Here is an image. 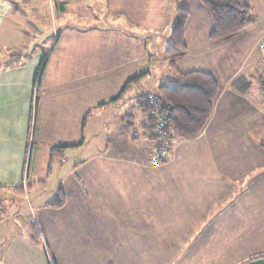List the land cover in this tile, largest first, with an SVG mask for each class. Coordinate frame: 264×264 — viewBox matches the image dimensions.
I'll return each mask as SVG.
<instances>
[{"label": "crops", "instance_id": "obj_1", "mask_svg": "<svg viewBox=\"0 0 264 264\" xmlns=\"http://www.w3.org/2000/svg\"><path fill=\"white\" fill-rule=\"evenodd\" d=\"M19 2L0 0V264H264V148L254 135L264 136V7L222 40L208 38L211 17L200 0L193 13L182 7L188 52L176 68L212 72L221 91L203 130L172 134L168 160L154 166L141 104L152 91L143 84L148 58L142 37L125 25L136 20L130 3L110 7L101 26L86 19V0H35L58 5V34L37 28ZM36 43L44 44L37 52ZM191 51L209 56L211 67L180 69ZM238 78L249 83L244 90L231 86ZM58 146L47 172L49 149ZM27 160L34 171L25 170ZM54 173L53 197L61 187L65 202L37 203L49 224L37 222L42 239L33 241L32 223L21 228L9 216L17 195L45 187Z\"/></svg>", "mask_w": 264, "mask_h": 264}, {"label": "rangeland", "instance_id": "obj_2", "mask_svg": "<svg viewBox=\"0 0 264 264\" xmlns=\"http://www.w3.org/2000/svg\"><path fill=\"white\" fill-rule=\"evenodd\" d=\"M15 1H20L19 2L21 4L20 7L22 9L27 10L29 12L28 15L34 20H36L37 28H42L43 30H48V31L55 29V31L59 34L60 28L58 27V25H60L59 19L61 18L62 15L58 10V5L56 6V5H48V4H43V5L37 4L40 1L41 3H43V0L40 1L36 0V2L38 1L37 3H35V0H15ZM246 1H248V3L252 4L253 6V11L251 10L252 17L258 18V16H261L260 11L264 7L263 0H246ZM108 3L110 4L108 5ZM127 3H130L128 9L131 11L132 8L131 13L135 15L133 17L136 20L135 22H133L131 19L128 18L125 22L126 28H130L129 30L132 31L133 36L142 37V41L144 42V46H145L143 47V49H146V56L148 58V60L146 61L149 72L146 73L145 75L146 77L143 79L144 80L143 84H146L148 91L152 90L146 94L148 96L149 94H153L154 90L156 91V88L159 86V84L168 81L166 77L170 76V73L172 75L171 70H169V67L167 66V61H166L167 56L165 53V47L171 41L170 30L176 19L177 10L179 8L185 7L189 9L191 13H193L195 12V9H198V7L196 6L198 0H86L87 11L90 12V14H88L86 19L90 20V22L92 21V23L101 24V26H103L104 24L109 22L107 21V19L110 18V15L107 10L110 9V7H114V5L118 6L120 4L123 7H125V4ZM201 8L202 9L200 10H202L203 12V10L205 9L203 7ZM94 16H96L97 18H94ZM117 20L118 18L115 20V24L119 26L121 24V21H117ZM56 21L59 23L58 25L56 24ZM259 23H261L260 25H263L264 21H260ZM128 25H130V27ZM28 30L29 31L33 30V26L31 24H29ZM49 40L50 43L51 41H53L52 38H49ZM262 40H264L263 36L258 42V47H259V43ZM240 45L241 44L236 43L233 47L235 49L236 46H240ZM52 46L53 43H51V47ZM34 47L36 48L35 52H37L40 48L44 47V44L36 43ZM198 55L199 52L191 51V53L187 55V57L182 58L181 61L178 62V66L180 67V69H187L186 67H197L198 69L210 68L211 59L209 58V56H207L206 59L201 60L197 57ZM259 55H260V59H262L260 51H259ZM185 64H187V66H184ZM261 66H262V61H261ZM37 71H38L37 72L38 83H37V88L35 90L36 93L38 92L39 89V80L42 71V64H40ZM128 86L130 85H127V87ZM126 88L124 89V91L126 90ZM130 89L131 88H128L127 91H129ZM124 91H121L117 95L118 99L121 98ZM36 104L33 105L32 116H31L32 120H34L33 114H35L34 112L36 110ZM94 118L95 117L93 115V119ZM254 135L255 137H259L260 139L259 143L264 141V136L257 134ZM100 136L99 139L102 138ZM28 161L29 160H27V163L25 165V170H27L29 166V171L30 172L34 171L32 164L31 163L28 164ZM59 178H60L59 175L57 176V174L54 173L52 177L48 179L45 187H41L37 185L34 186L32 184L33 187L32 186L31 187L33 189L31 188V192L26 191V193L24 194L17 195L16 201L14 203V207H16V209L14 210V213L11 216H9V222H13V221L19 222L21 228L26 227L28 223L29 224L32 223V225L30 226L31 232L33 234H36L37 238L41 240L42 236L40 230L38 229L37 222L39 221L40 224L46 225L49 224V221L47 218H45L47 217V215L45 214L44 211H41L40 209L34 211V207L38 205L37 203L39 201L50 199L51 197H53L54 189L58 183L57 181L59 180ZM28 181L29 183H31L30 180ZM31 194L32 197H30ZM34 194L37 195L41 194V196L34 197ZM56 194H57V190H56ZM51 241L58 246V237L51 238ZM49 243L51 244V242ZM57 246H50V247H57Z\"/></svg>", "mask_w": 264, "mask_h": 264}, {"label": "trees", "instance_id": "obj_3", "mask_svg": "<svg viewBox=\"0 0 264 264\" xmlns=\"http://www.w3.org/2000/svg\"><path fill=\"white\" fill-rule=\"evenodd\" d=\"M201 4L208 10L211 17V29L208 32V38L211 40H222L230 38L244 27L253 22L251 8L242 0H200ZM188 10L179 8L177 16L171 29V41L165 47L167 64L172 72V77L165 83L159 84L156 91L153 92L158 102L159 112L165 120L166 129L171 137L172 134H178L182 137H193L198 135L205 127L211 117L213 110V100L221 91V83L217 77L210 71L192 69L181 72L176 68V60L187 54L185 43V28L188 18ZM38 70V69H37ZM33 82H35L37 73ZM143 74L133 76L125 83L124 89L135 80L142 77ZM260 88L263 80L260 77ZM249 83L244 78H238L231 82V86L237 90H244ZM115 97L112 101H116ZM145 117L143 123L152 141V147L149 152L152 153L153 142V105L148 102V96L144 95L141 99ZM146 106H145V105ZM84 121V120H83ZM264 148V141L259 143ZM64 147H50L48 154L47 172L50 170V163L54 157L61 154ZM3 187L0 186V206ZM65 202V196L61 187L57 189L56 197L49 200L46 205L50 207H61ZM31 240L37 241V235L31 232ZM264 257V255H262Z\"/></svg>", "mask_w": 264, "mask_h": 264}, {"label": "built area", "instance_id": "obj_4", "mask_svg": "<svg viewBox=\"0 0 264 264\" xmlns=\"http://www.w3.org/2000/svg\"><path fill=\"white\" fill-rule=\"evenodd\" d=\"M259 51L261 52L262 56V70L260 72V77L263 80V84L260 88L261 93L264 96V40L259 43ZM38 77V74H37ZM36 77V79H37ZM38 80L33 82V90L35 91L37 88ZM148 102L153 105L152 113L154 114V121L152 127L153 133V142L154 148L152 153L150 154V162L153 165H158L161 163L166 162L170 154L171 148V137L166 129L165 120L161 113L159 112V104L155 98L154 94L148 95Z\"/></svg>", "mask_w": 264, "mask_h": 264}]
</instances>
